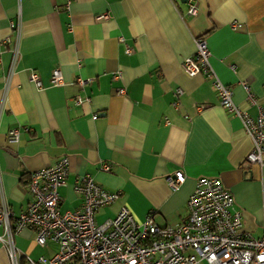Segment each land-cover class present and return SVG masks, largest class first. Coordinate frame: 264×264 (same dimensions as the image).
I'll return each mask as SVG.
<instances>
[{
	"label": "crops",
	"instance_id": "obj_1",
	"mask_svg": "<svg viewBox=\"0 0 264 264\" xmlns=\"http://www.w3.org/2000/svg\"><path fill=\"white\" fill-rule=\"evenodd\" d=\"M191 3L195 16L188 14ZM18 30L15 61L5 41ZM198 37L206 40L211 67L233 90L235 105L257 118L264 110V0H0V206L23 213L31 202V174L68 157L62 213L80 209L75 182L90 175L121 194L97 213L98 224L126 206L138 221L153 216L160 226H178L189 216L197 180L218 178L245 230L261 237L264 166L248 163L252 140L242 120L220 105L212 81L184 72ZM57 68L62 87L51 84ZM77 97L84 102L77 104ZM12 130L21 132L15 145ZM180 172L186 180L172 190L168 179ZM15 242L35 260L58 250L54 243L38 246L29 229ZM0 264H12L1 243Z\"/></svg>",
	"mask_w": 264,
	"mask_h": 264
},
{
	"label": "built area",
	"instance_id": "obj_2",
	"mask_svg": "<svg viewBox=\"0 0 264 264\" xmlns=\"http://www.w3.org/2000/svg\"><path fill=\"white\" fill-rule=\"evenodd\" d=\"M196 13L197 6L191 3L188 14L195 16ZM232 27L237 30L239 26ZM14 28L16 25L12 24ZM20 37L18 30L14 39L5 41L11 45L15 61L20 56ZM195 43L197 52L184 60V72L190 77L204 75L212 81L220 105L242 120L252 140L248 163L264 166V110L254 119L235 105L233 90L221 82L211 67L206 40L198 37ZM31 81L43 90L37 74L31 76ZM78 83L83 87L86 81L79 79ZM51 84L64 86L60 68L53 71ZM243 86L249 102L255 104L257 101L249 86ZM119 93L126 91L121 89ZM75 101L84 102L81 97ZM20 133V130H12L9 143L18 144ZM70 167L69 158L63 157L52 166L33 172L28 184L31 202L20 215L6 204L0 206V226L4 229L0 243L12 264H264V234L255 238L245 230L242 213L235 209L234 197L220 179L197 180L187 203L189 216L181 225L160 226L153 216L138 221L126 206L114 219L98 224L97 213L119 200L121 194L106 191L90 175L79 176L74 189L83 200L82 206L62 213L59 190L67 186ZM102 169L111 171L107 164ZM185 180L180 172L169 178L168 183L172 190H177ZM25 229L35 232L38 246L46 248L54 243L58 246L57 252L51 258L41 256L36 260L22 254L15 238Z\"/></svg>",
	"mask_w": 264,
	"mask_h": 264
}]
</instances>
